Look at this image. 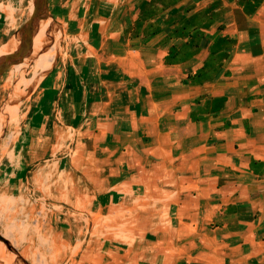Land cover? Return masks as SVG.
I'll list each match as a JSON object with an SVG mask.
<instances>
[{
	"label": "crops",
	"instance_id": "1",
	"mask_svg": "<svg viewBox=\"0 0 264 264\" xmlns=\"http://www.w3.org/2000/svg\"><path fill=\"white\" fill-rule=\"evenodd\" d=\"M47 6L0 196L48 202L66 264H264V0ZM29 15L0 3V47Z\"/></svg>",
	"mask_w": 264,
	"mask_h": 264
},
{
	"label": "rangeland",
	"instance_id": "2",
	"mask_svg": "<svg viewBox=\"0 0 264 264\" xmlns=\"http://www.w3.org/2000/svg\"><path fill=\"white\" fill-rule=\"evenodd\" d=\"M2 1L0 0V3ZM31 11L32 1L30 0V13ZM49 26L47 33L43 37L45 40L44 46L39 43L35 45L33 49L37 52L33 58L28 63L20 64L22 67L19 66V71H16L14 66L0 78V112L4 111L6 106H17L18 108L16 120L12 124L9 122L5 124L4 122L3 127H0V151L2 150L0 152V164L8 165L6 155L9 151L8 147L15 139V131H19L18 116L23 110L22 103L42 73L40 71L47 69L51 62L54 49L51 43L55 44L56 56L58 51H61L63 35L60 27L57 22L49 23ZM16 44V42H8V44L0 47V49L7 48L4 51H0V56L6 54V51L8 53L9 50H13ZM45 45L47 46L45 47ZM36 61L37 63H43L39 65L42 68L39 70L38 75L33 77L30 68ZM39 66L36 68H39ZM20 74L21 76L23 75L22 85H19ZM12 159L15 166V157H12ZM51 211L52 207L49 206L48 202L43 200L37 192L33 193L30 188L25 189L20 197L0 196V234L18 253H22L24 260L26 259L23 254L30 256L31 260H33L32 253L37 255L38 260L33 261V264H66L65 256L61 255V250L57 249L59 246H55V250L51 254L48 249V244L51 241L47 220ZM3 253L4 248L0 244V254ZM34 258L36 257L34 256Z\"/></svg>",
	"mask_w": 264,
	"mask_h": 264
},
{
	"label": "water",
	"instance_id": "3",
	"mask_svg": "<svg viewBox=\"0 0 264 264\" xmlns=\"http://www.w3.org/2000/svg\"><path fill=\"white\" fill-rule=\"evenodd\" d=\"M56 23L49 13L47 0H32V11L28 19L14 32L4 45L16 42V47L0 56V78L8 70L24 62L28 63L37 52L33 49V39L41 22ZM3 45V46H4ZM0 244L4 253L0 254V264H29L0 234Z\"/></svg>",
	"mask_w": 264,
	"mask_h": 264
},
{
	"label": "bare ground",
	"instance_id": "4",
	"mask_svg": "<svg viewBox=\"0 0 264 264\" xmlns=\"http://www.w3.org/2000/svg\"><path fill=\"white\" fill-rule=\"evenodd\" d=\"M32 1V0H31ZM49 22L48 21H45V22H41V24H40V27H39V29H38V31H37V33H36V35L34 36V39H33V42H32V45H33V48L35 47V45L37 44V43H39L40 45H42V46H44V43H45V40L43 39V37L45 36V34L47 33V31H48V29H49ZM49 34V33H48ZM53 34V33H52ZM50 35V34H49ZM48 36V35H47ZM52 39H53V37H52ZM51 40V39H50ZM52 41V40H51ZM51 45H53V47H54V49H53V53H52V59H51V62H50V64H49V66H48V68L47 69H45V70H43V71H40V72H44V71H46V70H48L53 64H54V62L56 61V58H57V56H56V47H55V44H52L51 43ZM47 45H45V47H46ZM49 47V46H48ZM47 47V48H48ZM5 49H7V48H3V49H0V51H4ZM10 51V50H9ZM59 52V51H58ZM6 53H7V51H6ZM58 55V54H57ZM43 57V56H42ZM46 57V56H45ZM41 59V58H40ZM45 60V59H44ZM46 61V60H45ZM24 63H26V62H24ZM42 63L43 62H38L37 63V61L34 63V64H32V66H31V68H30V72L32 73V76L34 77V76H36V75H38V72H32L31 70H35V69H38V68H36L37 66H39V65H42ZM30 65V64H29ZM19 66H20V64L19 65H16L15 66V68H16V71H19ZM20 67H22V66H20ZM40 67V66H39ZM22 73V72H21ZM20 76H21V74H20ZM23 76V75H22ZM20 77L19 78V85L21 84H23V77ZM3 107H5V106H3ZM8 109V110H7ZM2 110V109H1ZM7 110V111H6ZM17 110H18V108H17V106H6L5 107V110L4 111H2V112H0V127H3V123L5 122V124L7 123V122H9L10 124H12L15 120H16V117H17ZM6 111V112H5ZM10 124H8V125H10ZM6 142V141H5ZM3 149V148H2ZM2 151V150H1ZM0 151V152H1Z\"/></svg>",
	"mask_w": 264,
	"mask_h": 264
}]
</instances>
